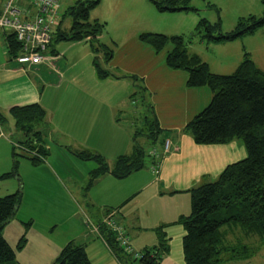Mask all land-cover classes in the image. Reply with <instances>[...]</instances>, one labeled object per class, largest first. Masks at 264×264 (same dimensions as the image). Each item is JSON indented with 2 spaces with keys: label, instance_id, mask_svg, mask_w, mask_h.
Wrapping results in <instances>:
<instances>
[{
  "label": "crops",
  "instance_id": "0c3cea01",
  "mask_svg": "<svg viewBox=\"0 0 264 264\" xmlns=\"http://www.w3.org/2000/svg\"><path fill=\"white\" fill-rule=\"evenodd\" d=\"M5 1L0 0V14ZM77 1L85 0H76L73 3L71 0H59L61 18L54 28L56 32L60 29L63 32L70 31L72 23L71 26L67 25L66 29L64 20L69 8ZM104 2L108 9L96 10L101 4L104 5ZM19 6L31 16L36 14V8L28 0H20ZM105 12H118L115 15L121 20L130 19L133 15L134 19L142 20V16L150 14L153 18H159L157 27L166 25L160 23L161 17L166 13L185 16L190 14L185 10L161 11L154 0H99V3L90 10L89 20L101 22L106 16L103 15ZM101 23L106 26L104 22ZM127 24L128 22L126 26ZM196 28L191 31L192 29L176 27L175 31L171 32L165 26L163 29H150V32L189 38ZM140 32L141 29L126 32L120 40L105 38L104 34L99 36L98 40L113 50L112 60L105 67H111V71L118 76L101 79L94 65L96 54L91 37L77 41L59 40L57 45L53 42L47 52L51 60L40 65L27 66L9 60L6 37L12 32L0 28V112L5 116H11V108L32 103H40L45 109L47 122L51 128L46 137L50 152L48 157L53 155L56 159L51 163L49 171L52 176L56 175L58 178L64 176L68 180L66 188L58 181L53 187L65 191L62 198L71 206L69 208L72 212H69V215L72 214L73 218L79 220L84 213L85 217L93 213L94 219L98 220L109 208L117 209V219L128 229L137 251L158 245L157 232L148 234L147 228L152 225L147 224H156L153 225L157 226L156 229L164 227L167 236L169 235L170 249L161 264H185L183 252L185 229L180 226L178 220L191 213V190L205 183L204 179L210 180L208 182L217 180L227 165L238 161L232 154L238 142L202 145L194 141L191 134L185 130L186 126L211 102L213 92L208 86L189 87L188 72L168 66L167 56L173 50L172 43L166 45L163 50L156 51L140 39ZM118 34L119 32L113 36ZM196 40L206 42L194 39L189 46L190 54L197 53V46L193 44ZM221 42L226 50L225 55L228 56L226 60L229 65L226 64V67L230 68L234 63V57L236 62L237 56H232L233 50L229 49L238 48L233 44ZM71 49H74L72 53L69 51ZM242 53L240 52V58ZM200 58L204 61L202 56ZM54 62L58 64L57 67L53 65ZM138 86L144 87V97L140 95L142 99L140 105L137 100L139 93L135 94ZM151 110L160 129L154 143L156 147L153 149L157 155L152 156L148 163L145 161L142 169L125 178L105 173L91 183V172L98 164L94 160L79 158L76 152L101 154L113 168L117 158L130 155L135 142L139 143V136L146 135L147 132H139L133 126L139 120L145 122ZM125 116L132 118V121L135 119L131 123V129L130 125L123 123L122 118ZM167 140L170 141V147L166 151ZM12 146L9 140H0V197L22 192V201L17 213L23 206L27 190L41 196L46 192L48 201L53 205L55 189L52 191L47 177L40 176L41 170L36 172V175L34 171L29 176V181H26L18 170L8 178H1L13 169ZM58 149L61 153L72 155L76 159L73 160L72 170L68 165L70 163L56 156L54 152ZM156 163L160 164L159 174L153 171V165ZM74 195L78 197L77 201L74 200ZM151 199L163 206L161 213H164L153 221L143 216L146 215L144 209L154 206V203L149 204ZM88 227L86 225L87 230H82L81 237L84 241L79 245L86 249L92 264H121L105 243ZM2 229L3 227L0 228V233ZM17 261L21 264L40 263L38 259L32 263L26 262L19 256Z\"/></svg>",
  "mask_w": 264,
  "mask_h": 264
},
{
  "label": "trees",
  "instance_id": "16d2710c",
  "mask_svg": "<svg viewBox=\"0 0 264 264\" xmlns=\"http://www.w3.org/2000/svg\"><path fill=\"white\" fill-rule=\"evenodd\" d=\"M261 1L264 6V0ZM98 3L99 0L77 1L70 7L66 13L72 19L70 31L53 30L51 44L55 38L56 41H77L91 37L96 54L94 65L99 78L118 77L101 63L104 61L107 64L113 57V50L98 40L103 33L104 24L97 20H89L90 10ZM154 3L161 11L191 9L187 4L188 0H154ZM261 26H264V14L261 18L250 16L247 19H240L235 30L229 34L221 32L219 23L211 24L202 19L189 38L151 32L140 35V39L156 51H161L172 43L173 50L167 56L168 66L187 71L189 87L208 86L212 90L211 102L186 126L185 130L191 134L194 141L202 145L226 144L240 138L247 148V156L227 165L217 180L202 183L191 190V213L178 220L185 229L183 238L185 264H223L235 260H249L264 246V70L246 52L234 73L215 74L210 70L208 63L198 55L189 53V46L196 38L208 43L234 40L245 33L254 32ZM6 45L9 60L15 61L22 52V45L14 33L7 35ZM138 87L135 94L139 93L144 97V87ZM10 115L14 119L15 135L19 138L12 142L13 169L2 175L3 179L16 174L19 157L28 158L34 165H40L50 153L46 137L51 128L47 122V113L40 103L15 106L10 109ZM6 122L7 116L0 112V131H3ZM145 122L148 130L146 135L156 140L160 129L153 112L151 119L147 116ZM19 144L31 146L28 152L33 151L36 155L23 153L21 146H17ZM76 155L83 160L97 162L98 166L91 172L92 183L105 173L125 178L142 169L145 165L146 151L135 142L133 152L118 157L113 168L101 154L80 151L76 152ZM21 201L22 192L0 197V228L16 215ZM110 211H115V222L128 238L132 252L118 241L116 231L104 225V215ZM117 214V209L109 208L98 220L87 217V220L89 218L100 225L99 231L94 230L90 224H87L88 228L111 249L121 264H161L170 249L164 227L156 230L158 245L137 251L128 229L118 221ZM237 230L242 232V236L237 234ZM228 235L232 237L236 235V239L233 237L229 240ZM251 237H258L259 245L243 241ZM25 242L26 240L22 238L18 247L21 248ZM136 251L142 253L141 258H135ZM0 264H21L16 260V251L1 233ZM53 264L92 262L82 245L69 242L62 248Z\"/></svg>",
  "mask_w": 264,
  "mask_h": 264
},
{
  "label": "rangeland",
  "instance_id": "374dc122",
  "mask_svg": "<svg viewBox=\"0 0 264 264\" xmlns=\"http://www.w3.org/2000/svg\"><path fill=\"white\" fill-rule=\"evenodd\" d=\"M71 1L73 3L76 0ZM187 4L191 7V9L187 11V13H190L188 16L178 14L171 15V13H166L160 19V23L162 22L166 24L163 27H157L159 26V22H157L159 21V18H153L150 14L142 16V20L134 19V15L131 16L130 19L124 18L121 20L117 15H115L118 12H105L103 13V15L106 16L101 19V22H104L106 24V26H104L105 28L102 34H104L105 38H117L118 40H120L126 34V32H134L138 29H141V34L148 31L150 32V29L154 28V30L163 29L165 26H167V29H169V31L171 32H174L176 27H179L180 29H192L191 31H193L194 27H197L202 19L207 20L211 24L219 23L221 32L224 34H229L235 30L240 19H247L250 16L261 18L264 14V6L261 0H188ZM102 8L104 10L108 9L107 7H105V2L104 5L101 4L96 10H101ZM63 9H66L64 4ZM127 22L128 24L126 26ZM71 23V17L66 16L64 20V28L68 29V26H71ZM118 32V36L114 37L113 35ZM171 32H169V34H172ZM189 32L187 34H189ZM140 33L138 34L140 35ZM59 42L60 41H54L53 44L57 45V43ZM224 42H226L227 44H233L238 48V50L235 47H231L232 49H229L233 50L232 56L238 57H236V62L234 57V63L232 64V66L230 65V68L226 67V64H228L226 60L228 59V56L225 55L226 50L224 49V47H222L223 45H221V43L223 42H219L220 45H218V42H211L208 44L206 42L202 43L197 40L193 43L195 44V46H197V53H199L203 57L204 61L209 63L208 65L213 73L224 75L234 73L239 64L242 62L244 54L246 52H248L254 62L264 70V26L257 28L256 30H254V32L245 33L244 35L234 40H225ZM193 46L190 48V51L193 50ZM110 48L112 49V47ZM73 50L74 49H71L69 51L72 53ZM240 52H243L241 58ZM101 63L103 67L107 65L104 61H102ZM53 65H55L56 67L58 66V64H55V62ZM107 69L112 70L111 67H107ZM137 100H139L138 105H140L142 103V99L139 94L137 95ZM147 116H149V118L151 119L152 111L149 112ZM122 119L124 124H127V126L130 125L129 128L131 129V123L134 122L135 119H133L132 121V118H130L129 116H125ZM133 127L139 132L141 131L143 133H146L148 131L146 122L142 120L137 121ZM3 131L5 132L4 134L6 136L0 137V140L7 139L10 141L11 145L13 141L19 138V136L15 135V124L12 116H7V122L3 126ZM156 140L149 138L145 134L139 136V144L143 146L146 151V163H148L150 161V158L153 156L150 153H152L153 149L156 147V144H154ZM233 141L238 142V144H236L233 148L234 152H232V154L235 155L234 159L236 158V160L238 161L244 159L247 156V148L245 146V142L240 138ZM17 146H21V149H23V153L31 156L36 155L33 151L28 152L31 146L26 147V145L21 144ZM18 151L20 152V150ZM54 153L62 160L70 163L68 165L70 166L71 170L72 168H74L73 160L76 159L72 155L61 153V150L59 149ZM55 160V157L52 155L46 158L40 165H34L30 159L19 157L17 170L22 174V176H24V179H26V181L30 180L29 176H31L34 171L36 175V172L38 173V171L41 170L40 176H45L48 178L52 191L55 189L53 186L56 181H58L63 188H66V186L68 187V180L66 179V177L62 176L61 178H58L56 175H54V177L50 174L49 170L51 169V163H53ZM155 161H157L156 158ZM33 166L37 167L33 168ZM208 181L210 180L204 179L203 182ZM22 183L25 184L24 181ZM64 192V190L59 189L58 187L55 189L53 196L54 204L52 205L47 199L46 192L42 193L43 195L41 196V194L37 195L27 190V196L24 197V203L21 210L3 227L1 231V234L4 235V237L10 243L11 247L16 251L17 260L19 256V258H22L26 262L30 263H32L35 259H38V261L40 262L39 264H52L54 263L62 248L67 243H69V241H74L75 244H81L84 241V239L81 237L82 230H87V217H91L94 220V215L93 213H91L89 214L90 216L86 215L85 217L84 213L81 218L79 217V220H76L78 218H73L71 216L72 214L69 215V212H72V210H70L69 208L71 207L69 206V202L62 198L64 196ZM73 198L75 201H77L78 199L76 195H74ZM153 203L154 206L144 209V212L147 216L143 214V216L146 218L148 217L150 221H153V219H159L164 214L161 213L163 210L162 205H158L157 203L152 201V199L149 200V204ZM179 224L183 227L181 223ZM147 225H152L150 228H147L148 234L151 232H156L157 226H153L156 224ZM164 229L166 231V228ZM237 234L242 236V232L240 230H237ZM236 235L235 237L233 236L235 239ZM233 237L231 235H228L227 239L230 240L233 239ZM22 238H24L26 242L21 248H19L18 245ZM243 241H246L247 243H257L255 245H259L258 237H251L248 239L245 238ZM226 264H264V246H262L259 252L249 260L229 261Z\"/></svg>",
  "mask_w": 264,
  "mask_h": 264
},
{
  "label": "built area",
  "instance_id": "2783aa9c",
  "mask_svg": "<svg viewBox=\"0 0 264 264\" xmlns=\"http://www.w3.org/2000/svg\"><path fill=\"white\" fill-rule=\"evenodd\" d=\"M20 0H6L0 14V28L8 29L15 34L17 40L22 45L21 54L15 61L20 65H40L48 62V48L52 42L53 30L59 24V0H28L36 8V14L30 15L26 10L19 6ZM52 59V58H51ZM50 59V60H51ZM0 135H4L0 131ZM170 147V141L165 142V150ZM156 156V151H152ZM155 174L160 172V164L156 163L153 167ZM115 211H110L104 215L103 223L118 233V241L123 247L132 252L128 238L122 228L117 226L114 219ZM87 224L93 226L94 230L99 231L100 225L95 224L88 218ZM135 258H141L142 253L134 252Z\"/></svg>",
  "mask_w": 264,
  "mask_h": 264
}]
</instances>
